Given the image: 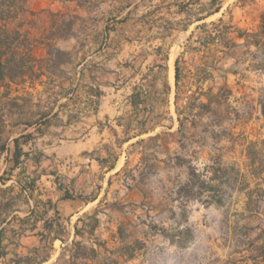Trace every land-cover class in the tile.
<instances>
[{
  "label": "rangeland",
  "instance_id": "374dc122",
  "mask_svg": "<svg viewBox=\"0 0 264 264\" xmlns=\"http://www.w3.org/2000/svg\"><path fill=\"white\" fill-rule=\"evenodd\" d=\"M134 1L29 0L27 12L10 24L14 30L27 22L34 37L46 38L49 43L57 26L58 35L77 37L73 55L63 51L56 65L51 61L42 64L44 69L57 72L76 68V61L89 56L90 61L94 60L98 42L105 37L151 36L163 42L158 48L160 94L148 97L145 90L150 84L143 81L140 85L144 100L159 104V128L153 136L128 144L127 166L120 177L113 175L112 185H107V204L82 215L86 228L89 230L99 212L107 209L110 248L140 240L142 245H137L135 256L120 257L121 264H264L258 258V249L264 243V71L256 67L260 57L254 56L255 46L225 48L220 42L206 45L209 33L226 30L232 39L240 28L258 29L264 0H216L207 9L212 11L221 4V10L203 21L208 22L206 28L197 27L202 22H195L199 11L192 7L190 16L180 19L172 15L175 20L169 16L167 22L156 23L157 27L168 25L166 29L139 27L135 20L142 13L136 10L121 25L125 18L122 7ZM227 26L230 27L225 29ZM110 47L115 55L111 59L117 60L121 54L142 48L136 43ZM44 56L49 57L46 53ZM177 58L179 81H175L174 98L172 95L168 108V69ZM61 63L67 64L61 67ZM107 73L113 74V67H107ZM45 80L47 87L41 94L39 90H13L12 97L19 94L20 99L10 101L8 81L0 79V145L9 144L13 129L22 132V123H34L36 115L46 110L44 107H53L60 91L52 89L49 78ZM20 142L23 149L33 148L29 161L24 159L13 168V162L6 159L7 151L0 156V175L6 178L0 186L15 185L14 193L21 184L28 186L33 178H37L39 188L43 174L35 164L43 159L40 150L44 142L39 135L23 136ZM8 147H13L12 142ZM193 169L198 174L197 183L189 193L186 185ZM42 191H34L30 201L19 202L20 217L36 204V214H45ZM19 224L15 222L7 229L5 243L10 252L28 256L33 252L31 246H39L40 257L53 253L47 264L58 260L62 248L52 247L48 240L42 243L22 236L16 239L21 243L16 248L10 240L15 237L13 229L20 230ZM88 239V232L78 238ZM13 257L10 253L0 264Z\"/></svg>",
  "mask_w": 264,
  "mask_h": 264
},
{
  "label": "crops",
  "instance_id": "0c3cea01",
  "mask_svg": "<svg viewBox=\"0 0 264 264\" xmlns=\"http://www.w3.org/2000/svg\"><path fill=\"white\" fill-rule=\"evenodd\" d=\"M212 1L135 0L122 7L121 12L126 20L124 18L120 24L128 22L130 15L136 10L142 13L141 18L135 20L139 27L166 29L168 25L157 27L156 23L160 20L167 22L169 16L175 20L172 15H178L180 19L190 16L192 7L199 11V17H194L195 22L199 23L220 12L208 15L207 7ZM204 16L206 18L197 19ZM13 22L8 23L9 28ZM28 24L27 22L20 24L19 29L28 31L34 46L33 53L41 60V68L25 73L24 79L20 77L13 81L7 79L8 99L18 101L20 96L18 94L12 97L13 90L18 93L22 88L39 90L41 94L47 87L46 78H49L52 89L60 91V95L53 102L52 108L48 110V107H44L46 110L36 115L37 120L34 123H22L24 124L22 132L16 133L13 129L8 137V145L10 146L12 142L13 147L10 148L12 151L15 138L21 140L23 136L33 135H39L41 143L44 142L40 150L43 159L35 162L36 167L43 172L40 186L39 188L37 186L35 191L39 189L44 191L42 192L45 195L46 210L38 227L29 230L24 238L45 243L47 240L51 241L58 231L65 241L58 238L52 247L62 248L81 236L76 234L77 223L80 232H88L82 216L85 212L107 204V185H112L113 175L120 177L127 166L128 144L147 135L153 136L159 128V104L154 103L152 99L144 100L140 85H143V81H148L150 87L145 90L148 97L153 98L154 93L156 96L160 94L161 54L158 48L163 42L151 36L105 37L98 42L99 48L94 53V60L90 61L89 56L82 61H76V68L70 70L61 68L57 72L51 68L44 69L42 65L51 57L50 46L73 55L75 45L78 43L77 37L74 34L58 36L51 38L52 43H49L46 42V38L34 37ZM63 43L67 46H63ZM117 43L122 45L136 43L142 48L136 52L121 54L118 60L111 59L115 55L111 53L110 45ZM18 45L16 48L20 51L25 50L24 44ZM45 53L49 57L46 58ZM66 64L61 63V67ZM107 67L108 70L113 67V74L107 73ZM173 67L169 66L168 86L165 91L168 108L175 92V59ZM40 101L42 102V99ZM24 150L29 152L26 158L29 161L33 155V148ZM58 177L63 178L59 181ZM48 201H51L52 205ZM45 221H52L53 228H46ZM94 236L107 241V209L97 215ZM47 255L49 260L42 264H47L53 253Z\"/></svg>",
  "mask_w": 264,
  "mask_h": 264
},
{
  "label": "trees",
  "instance_id": "16d2710c",
  "mask_svg": "<svg viewBox=\"0 0 264 264\" xmlns=\"http://www.w3.org/2000/svg\"><path fill=\"white\" fill-rule=\"evenodd\" d=\"M27 1L28 0H0V21L2 26L0 27V79L5 80H15L18 77L24 79V74L27 72H34L37 68H41V60L37 58L33 53V43L31 42L28 31H22L21 29H11L9 28L8 23L11 21L17 20L21 14L27 12ZM216 0L211 2V5L215 4ZM222 5L218 4L216 8L212 11H208V15L218 12L221 10ZM200 17L197 19H204ZM216 24V22H211ZM222 23V19H220ZM22 25V24H21ZM56 26V24H55ZM208 22H202L197 27L206 28ZM230 26L225 27V29ZM60 29V28H59ZM51 33L54 37L65 36V34L58 35V26ZM243 40V42H238L237 40ZM220 42L225 48H234L239 46L251 47L255 46L256 51L254 56L260 57L259 62L256 64V67L264 71V12L261 15L260 25L258 29H238L236 38H229L227 36L226 30H222L220 33H209L207 35L206 45L210 43ZM21 44L25 46L24 51H20L18 48ZM63 53V51L55 46H50L48 61H51L52 64L56 65L58 62V55ZM53 55V57H52ZM176 70V80L177 84L179 81V58L176 60L175 64ZM178 96V95H177ZM1 129V127H0ZM2 134V130H0ZM1 139V138H0ZM7 151L6 159H10L13 162V168L19 166L24 159L28 157L29 152L25 151L21 146L19 138L14 139V149L8 147L7 142H3L0 145V156ZM24 172V170H23ZM191 178L187 187L189 188V193H192L195 184L197 183L196 177L198 176L195 169L190 172ZM0 181L5 183L6 178L3 175H0ZM37 178H33L28 186L20 185V190L14 193L15 185L7 186L2 188L0 186V260L7 259L8 255L11 253L8 249V244L5 243L7 239V229L9 226H13L15 222H19V229L14 228L13 234L14 239L10 242L15 245L16 248L21 246L20 241H16L18 237L28 235L29 230H33L38 227L39 221L43 218L41 215L36 214V205L29 210L25 216L20 217L17 212L21 211L19 202L24 200H29L33 196L34 191L37 187ZM200 187H203V182ZM208 189H211L212 186H206ZM6 192L10 193L9 196H6ZM193 195V194H189ZM194 196V195H193ZM69 197V196H67ZM221 200H216L220 202ZM50 204L51 201H48ZM52 205V204H51ZM58 213V210H56ZM32 219V223H30ZM81 220V218L79 219ZM53 221V220H52ZM45 221L46 228H53V222ZM97 226V220L93 223L88 230L90 234V239L78 240L73 239L71 243H67L62 247V251L58 257V260L51 264H121L120 257H125L127 259L133 258L135 256V251L141 247L142 243L140 240H137L135 244H128L119 248H110L107 241L100 240L98 237L94 236L95 229ZM76 234L82 235L78 223L75 225ZM44 238V236H43ZM60 238L65 241V239L60 234H55L52 237V245L56 239ZM139 245V247H137ZM14 257L9 258L5 264H42L45 261H48L47 256L40 257V247L36 246L33 248V254L31 255H22L18 251L13 252ZM258 258L264 262V243L258 249Z\"/></svg>",
  "mask_w": 264,
  "mask_h": 264
},
{
  "label": "bare ground",
  "instance_id": "6f19581e",
  "mask_svg": "<svg viewBox=\"0 0 264 264\" xmlns=\"http://www.w3.org/2000/svg\"><path fill=\"white\" fill-rule=\"evenodd\" d=\"M173 72H174V67H173Z\"/></svg>",
  "mask_w": 264,
  "mask_h": 264
}]
</instances>
